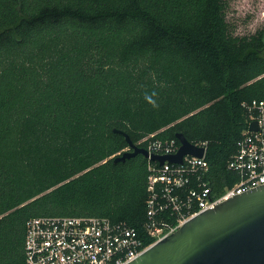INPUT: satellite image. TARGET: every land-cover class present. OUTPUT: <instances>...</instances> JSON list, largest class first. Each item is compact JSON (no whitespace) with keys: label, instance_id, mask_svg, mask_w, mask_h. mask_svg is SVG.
Listing matches in <instances>:
<instances>
[{"label":"trees","instance_id":"trees-1","mask_svg":"<svg viewBox=\"0 0 264 264\" xmlns=\"http://www.w3.org/2000/svg\"><path fill=\"white\" fill-rule=\"evenodd\" d=\"M228 6L0 0V264H26L36 217L144 231L149 160L114 162L129 151L124 134L142 148L152 134L208 142L214 191L235 185L243 104L264 100V28L236 36Z\"/></svg>","mask_w":264,"mask_h":264},{"label":"built area","instance_id":"built-area-1","mask_svg":"<svg viewBox=\"0 0 264 264\" xmlns=\"http://www.w3.org/2000/svg\"><path fill=\"white\" fill-rule=\"evenodd\" d=\"M249 114L248 128L237 143L228 170L238 181L224 193L214 191L208 142L192 143L205 150L202 158L186 155L181 164L149 160L148 199L144 231L125 222L100 217L41 216L27 224L24 250L26 264H127L189 219L235 195L264 184V100L243 104ZM256 122L257 131L250 129ZM178 140V139H177ZM146 137L141 143L149 156L178 154V140ZM130 150V149H129ZM149 241H152L149 243Z\"/></svg>","mask_w":264,"mask_h":264},{"label":"water","instance_id":"water-1","mask_svg":"<svg viewBox=\"0 0 264 264\" xmlns=\"http://www.w3.org/2000/svg\"><path fill=\"white\" fill-rule=\"evenodd\" d=\"M250 129L257 131V123H251ZM124 135L130 150L116 157L115 163L143 155L161 166L166 161L181 164L184 156L202 158L205 152L177 134L178 154L150 157L145 148ZM127 264H264V184L189 219Z\"/></svg>","mask_w":264,"mask_h":264},{"label":"rangeland","instance_id":"rangeland-1","mask_svg":"<svg viewBox=\"0 0 264 264\" xmlns=\"http://www.w3.org/2000/svg\"><path fill=\"white\" fill-rule=\"evenodd\" d=\"M227 21L236 36L264 28V0H228Z\"/></svg>","mask_w":264,"mask_h":264}]
</instances>
